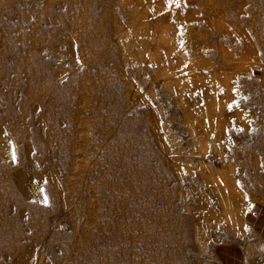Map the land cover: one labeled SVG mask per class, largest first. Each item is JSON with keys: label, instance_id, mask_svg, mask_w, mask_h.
Masks as SVG:
<instances>
[{"label": "rangeland", "instance_id": "obj_1", "mask_svg": "<svg viewBox=\"0 0 264 264\" xmlns=\"http://www.w3.org/2000/svg\"><path fill=\"white\" fill-rule=\"evenodd\" d=\"M31 2L0 0V126L8 139L0 153V264H222L223 244L245 234V213L264 208V69L240 67L252 49L264 61V0L172 1L168 19L181 25L188 61L204 56L199 70L233 88L216 89L212 118L220 112L226 122L209 138L192 130L173 90L149 71L133 76L142 95L130 104L125 81L120 93L94 92L95 75L82 77L83 65L68 58L74 35L53 32L58 42L46 45L43 1ZM96 52L90 64L104 61ZM190 98L196 117L208 111L203 90ZM209 162L249 200L241 222L209 217L221 210L203 173Z\"/></svg>", "mask_w": 264, "mask_h": 264}, {"label": "bare ground", "instance_id": "obj_2", "mask_svg": "<svg viewBox=\"0 0 264 264\" xmlns=\"http://www.w3.org/2000/svg\"><path fill=\"white\" fill-rule=\"evenodd\" d=\"M34 1L32 0L29 5H34ZM42 1L44 15L40 19V32L45 33L46 45L50 46L58 42L53 32L73 34L74 42L69 46L68 58L74 64L83 65L82 77L90 75L88 77L91 78L92 75H95L91 83L94 92H106L109 95L120 93L123 87L119 80H122L129 83L126 88V99L130 104L141 98L142 95L139 82L133 87V76L142 77L149 71L152 79L173 90L175 99L184 109V114L193 131H200L204 137L209 138L213 129L216 130V134L224 130L226 120L221 113H217V120H213L212 116L216 113L214 112V103L216 101L221 102L217 97L219 95L216 92L217 87L224 85L227 88H232L231 82L227 79H221L217 72H214L213 76H208L200 71L199 67L202 66L201 62H204V56L199 59L197 64L188 61L183 49L187 41L180 31L181 25L172 24L168 19L172 13L173 2L169 3L168 0ZM174 5L176 6L175 3ZM56 6H63L64 9L57 11ZM122 13L129 15L127 22L121 18ZM147 14L154 15L156 18L153 19L154 22L152 23L151 17L149 21L152 24H145L142 20L143 16ZM52 18L56 21L55 25L49 26ZM36 24V22H32L31 28L35 29ZM221 25L223 26V24ZM45 50L42 47V52H47ZM92 51H97L96 53L101 55L104 61L96 62L94 65L90 64L88 53ZM224 54L226 59L230 58L227 51ZM116 58L119 60L118 64L114 62ZM63 59H67L66 56ZM240 59L242 69H249V64L254 65L255 68L264 69V61L254 49L250 50L248 55H242ZM188 72L192 74V77H188ZM251 73L254 74L253 71ZM84 89L89 92V87L86 84ZM193 90H203L205 99L210 101L207 104L208 111L202 114L197 113L198 117L193 114V108H191L190 95ZM182 98L184 100H181ZM198 98L194 97L193 101L199 100ZM116 105L119 109L118 100H116ZM219 106L221 107V105ZM128 108L129 106H126L124 111ZM154 119H152L151 131L155 140L162 144V136L157 129L158 122L156 123ZM7 144V136L2 132L0 126V153L3 155L7 152ZM162 147L165 152L169 151L166 145L163 144ZM167 158L171 166H176L169 154H167ZM204 167L203 173L213 182L212 190L220 195L221 202L220 212L218 213L214 209L215 207L211 206L213 208L209 211V217L217 216L220 218L219 216H221L224 220L229 221L230 225L235 222V219L241 222L243 211L249 205V200L244 197L242 191L236 187L229 175L224 174L222 178H219L217 171L210 162ZM23 182L21 185L24 190H27V186ZM194 220L196 226H199V218L194 217Z\"/></svg>", "mask_w": 264, "mask_h": 264}, {"label": "crops", "instance_id": "obj_3", "mask_svg": "<svg viewBox=\"0 0 264 264\" xmlns=\"http://www.w3.org/2000/svg\"><path fill=\"white\" fill-rule=\"evenodd\" d=\"M244 222V236L220 248L222 264H264V208L247 211Z\"/></svg>", "mask_w": 264, "mask_h": 264}, {"label": "snow or ice", "instance_id": "obj_4", "mask_svg": "<svg viewBox=\"0 0 264 264\" xmlns=\"http://www.w3.org/2000/svg\"><path fill=\"white\" fill-rule=\"evenodd\" d=\"M168 2L169 3H171L172 2V0H168ZM233 91H235V89L233 90ZM15 158V157H14ZM44 203H47L48 201H47V198L45 197V199H44V201H43Z\"/></svg>", "mask_w": 264, "mask_h": 264}]
</instances>
